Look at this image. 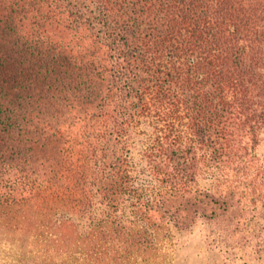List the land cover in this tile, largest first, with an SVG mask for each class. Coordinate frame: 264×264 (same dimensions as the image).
<instances>
[{
  "label": "trees",
  "instance_id": "1",
  "mask_svg": "<svg viewBox=\"0 0 264 264\" xmlns=\"http://www.w3.org/2000/svg\"><path fill=\"white\" fill-rule=\"evenodd\" d=\"M154 120L139 179L129 135ZM259 124L264 0H0L5 226L43 218L63 248L151 250L154 230L234 208L196 185L197 150L234 162Z\"/></svg>",
  "mask_w": 264,
  "mask_h": 264
},
{
  "label": "rangeland",
  "instance_id": "2",
  "mask_svg": "<svg viewBox=\"0 0 264 264\" xmlns=\"http://www.w3.org/2000/svg\"><path fill=\"white\" fill-rule=\"evenodd\" d=\"M151 122L134 125L129 135L130 161L144 180H152L147 154L159 126ZM256 127L242 131L234 162H214L209 151L197 150L196 185L233 192L238 201L219 221L198 218L188 228L170 222L153 231L151 250L121 244L63 248L51 220L0 222V264H264V125Z\"/></svg>",
  "mask_w": 264,
  "mask_h": 264
}]
</instances>
